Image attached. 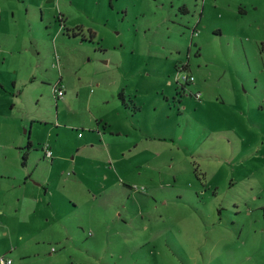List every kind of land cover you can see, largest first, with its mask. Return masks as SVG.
Returning <instances> with one entry per match:
<instances>
[{
	"label": "rangeland",
	"instance_id": "obj_1",
	"mask_svg": "<svg viewBox=\"0 0 264 264\" xmlns=\"http://www.w3.org/2000/svg\"><path fill=\"white\" fill-rule=\"evenodd\" d=\"M14 72L61 157L6 188L11 264H264V0H0Z\"/></svg>",
	"mask_w": 264,
	"mask_h": 264
},
{
	"label": "crops",
	"instance_id": "obj_2",
	"mask_svg": "<svg viewBox=\"0 0 264 264\" xmlns=\"http://www.w3.org/2000/svg\"><path fill=\"white\" fill-rule=\"evenodd\" d=\"M26 78L27 76H20L18 73L9 78L5 74L0 75V193L5 190L2 196L0 195L1 216L4 214L9 215L12 210L16 211L19 203L15 200H21L20 196L11 199V194L6 189L10 185L13 187L22 184L29 186L32 177L37 183L47 186L46 183L49 182V177H44L41 172H36V167L43 159L42 157L46 156L43 145L46 144L52 149L49 169L61 157L60 153L58 155L54 154L55 150L52 142L45 141L41 143L42 155L41 149L37 148L39 144L35 142L36 139L31 135L26 136L25 125L29 122L26 121L29 116L22 110L21 106L23 98V87L21 85ZM65 93L66 89L60 97H63ZM3 117L9 119L7 120L8 125H4ZM22 126L25 127L24 131H22ZM32 152H36L33 157ZM29 157L32 158L31 162H28ZM19 160H21V164L18 162ZM24 167H27L28 172L24 170ZM43 181H46V183ZM7 182H9V185ZM20 204L23 205L24 201L22 200Z\"/></svg>",
	"mask_w": 264,
	"mask_h": 264
},
{
	"label": "built area",
	"instance_id": "obj_3",
	"mask_svg": "<svg viewBox=\"0 0 264 264\" xmlns=\"http://www.w3.org/2000/svg\"><path fill=\"white\" fill-rule=\"evenodd\" d=\"M53 89H54V92H55L57 97L62 96L63 93L65 92L64 84L62 82H60V80H57L53 84ZM197 93H198V91H197ZM43 147H44V151H45L46 154H48V155L52 154V149L49 146H47L45 144V145H43ZM0 262L2 264H11L12 257L8 256V255L0 254Z\"/></svg>",
	"mask_w": 264,
	"mask_h": 264
},
{
	"label": "trees",
	"instance_id": "obj_4",
	"mask_svg": "<svg viewBox=\"0 0 264 264\" xmlns=\"http://www.w3.org/2000/svg\"><path fill=\"white\" fill-rule=\"evenodd\" d=\"M67 32H69V31H67ZM77 33L78 32L76 30H72V34H77ZM184 78H185L186 81H189V80L193 79V75L191 73H185ZM119 94H122V91H119ZM263 212H264V206H263Z\"/></svg>",
	"mask_w": 264,
	"mask_h": 264
}]
</instances>
